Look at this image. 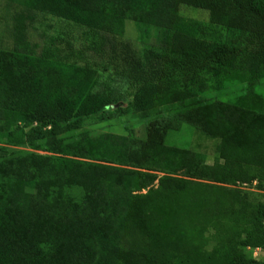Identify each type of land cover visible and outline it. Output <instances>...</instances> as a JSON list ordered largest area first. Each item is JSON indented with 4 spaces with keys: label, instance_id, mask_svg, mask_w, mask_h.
I'll return each mask as SVG.
<instances>
[{
    "label": "trees",
    "instance_id": "16d2710c",
    "mask_svg": "<svg viewBox=\"0 0 264 264\" xmlns=\"http://www.w3.org/2000/svg\"><path fill=\"white\" fill-rule=\"evenodd\" d=\"M3 1L23 11L12 48L0 49V264H264L245 251H264V199L232 188L264 193V0ZM30 13L103 39L123 37L129 22L151 46L123 47L105 75L37 55ZM116 78L132 92L116 112L146 121V138L60 143L107 119ZM234 84L245 92L233 100L185 106ZM183 125L218 142L212 165L166 145ZM41 142L49 154L6 153Z\"/></svg>",
    "mask_w": 264,
    "mask_h": 264
},
{
    "label": "rangeland",
    "instance_id": "374dc122",
    "mask_svg": "<svg viewBox=\"0 0 264 264\" xmlns=\"http://www.w3.org/2000/svg\"><path fill=\"white\" fill-rule=\"evenodd\" d=\"M23 10L17 5L9 4L0 0V49L10 50L12 48L11 27L13 26V17ZM181 14L202 24H206L207 14L187 7L181 8ZM32 18L29 23L28 38L36 45V54L44 55L49 53L54 61L73 64L77 66H90L100 73L110 75L119 68L118 63L111 60L112 57H118L123 47L128 46L133 51H140L151 46L150 42L145 41L133 25L126 23V32L123 37H110L95 34L84 28L78 27L56 18L45 16L38 13L27 14ZM117 66V67H116ZM116 87L119 97L116 104L107 113V119L96 122L89 121L82 129L67 134L60 138V143H67L83 137H94L99 134L112 133L120 136H133L137 139L146 138V121L138 119L130 113L119 115L116 109L120 107L125 109L131 101L132 92L127 90L126 85L121 79L116 78ZM258 91L264 94V80L259 84ZM245 92V85L234 84L226 86L219 92H213L209 95L200 96L195 100H188L185 106L195 107L196 104H203L212 100L228 101L233 100ZM175 107L162 108L155 116H169L175 113ZM22 125V122L19 124ZM217 141L207 139L200 135L193 128L183 125L179 132H171L166 138V145L173 148L185 149L191 152L201 154L205 161L212 165L214 163L215 147ZM52 145L46 142L38 144V150L32 151L27 148H8L7 154H49L47 150ZM241 193H250L252 201H262L264 193L255 185H236L232 187ZM246 255L254 260L262 261L264 251L258 249H246Z\"/></svg>",
    "mask_w": 264,
    "mask_h": 264
},
{
    "label": "built area",
    "instance_id": "2783aa9c",
    "mask_svg": "<svg viewBox=\"0 0 264 264\" xmlns=\"http://www.w3.org/2000/svg\"><path fill=\"white\" fill-rule=\"evenodd\" d=\"M256 183H254V185H255ZM244 186H248V185H244Z\"/></svg>",
    "mask_w": 264,
    "mask_h": 264
}]
</instances>
